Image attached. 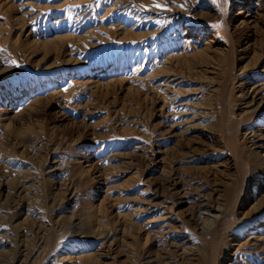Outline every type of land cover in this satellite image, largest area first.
Returning <instances> with one entry per match:
<instances>
[{
    "label": "rangeland",
    "instance_id": "rangeland-1",
    "mask_svg": "<svg viewBox=\"0 0 264 264\" xmlns=\"http://www.w3.org/2000/svg\"><path fill=\"white\" fill-rule=\"evenodd\" d=\"M0 264H264V0H0Z\"/></svg>",
    "mask_w": 264,
    "mask_h": 264
}]
</instances>
